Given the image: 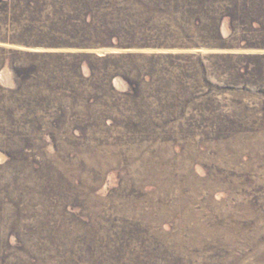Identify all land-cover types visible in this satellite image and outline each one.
Returning a JSON list of instances; mask_svg holds the SVG:
<instances>
[{
    "label": "rangeland",
    "instance_id": "1",
    "mask_svg": "<svg viewBox=\"0 0 264 264\" xmlns=\"http://www.w3.org/2000/svg\"><path fill=\"white\" fill-rule=\"evenodd\" d=\"M55 1L0 10V264H264V0Z\"/></svg>",
    "mask_w": 264,
    "mask_h": 264
},
{
    "label": "trees",
    "instance_id": "2",
    "mask_svg": "<svg viewBox=\"0 0 264 264\" xmlns=\"http://www.w3.org/2000/svg\"><path fill=\"white\" fill-rule=\"evenodd\" d=\"M68 1H70L72 3V5H67L64 8H63V0L55 1L54 4L50 3L49 6L53 7V10L55 12L57 11L59 13L62 12L64 14H68L73 9V7H75V8L83 7L84 5L85 6H89L93 2V0H68ZM75 1H81V2L78 3L77 5L76 4L74 5ZM100 1H103V0H100ZM10 5H11V0H0V10L4 12L3 13L4 15L7 14L6 10L8 9V7H10ZM3 8H5V10ZM0 13H2V12H0ZM66 46L74 47V48L92 47V45H89V44L66 45ZM134 55L135 54H130V53H112V54H107V55L100 56V57L94 55V57L97 58L99 63L100 62L101 63L104 62V64H106V65H110L111 62L113 64V62H114L113 60L116 61V59H121L122 60L121 65L125 66V64H130V62L135 61V60H132ZM81 56H89V55H87V54H69V53L47 54V55H45V57H56V58H59L58 60H60L61 62H64V60L66 58H69V57H71V59H75V57H81ZM78 69H79V67H78Z\"/></svg>",
    "mask_w": 264,
    "mask_h": 264
}]
</instances>
